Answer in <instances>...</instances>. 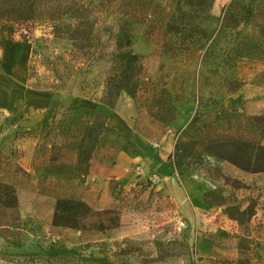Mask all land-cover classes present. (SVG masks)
Returning a JSON list of instances; mask_svg holds the SVG:
<instances>
[{
  "label": "rangeland",
  "instance_id": "374dc122",
  "mask_svg": "<svg viewBox=\"0 0 264 264\" xmlns=\"http://www.w3.org/2000/svg\"><path fill=\"white\" fill-rule=\"evenodd\" d=\"M49 1L36 12L22 11L21 21L9 10L14 1L0 4V183L17 196L15 208L0 207V264H264V173L236 176L234 166L200 152L172 171L181 191L193 178L213 186L192 220L176 206L170 183L159 173L154 180L136 176L135 186L122 189V195L118 182L108 185L118 194L119 211L105 214L88 205L92 212L81 218V226L89 228L113 227L124 217L128 225H138L134 235L104 244L91 258L84 257L83 247L24 249L32 245L34 219L24 216L20 194L27 204L35 194L48 196L40 206L50 211L53 204L56 211L58 199L83 202L91 193L86 180L76 178L77 151L97 113H110L99 101L117 68V54L143 57L145 86L136 99L124 93L117 101L94 167H112L122 152L139 154L138 140L174 155L181 130L198 111L214 112L213 102L218 110L237 103L246 116L264 115V0H214L208 11L190 0ZM77 1L88 9L82 19L95 26L89 49L77 46L71 32L54 36L44 23L52 18L48 4L67 7ZM62 17L65 23L76 21L72 14ZM37 18L42 24H34ZM186 45L191 51H182ZM14 93L24 97L15 105ZM78 100L97 106L76 109ZM42 102L50 103L46 112L34 106ZM42 112L49 119L30 127ZM43 169L55 182L41 180ZM1 194L8 203L7 192ZM228 207L247 210L236 214L243 224L226 213Z\"/></svg>",
  "mask_w": 264,
  "mask_h": 264
},
{
  "label": "trees",
  "instance_id": "16d2710c",
  "mask_svg": "<svg viewBox=\"0 0 264 264\" xmlns=\"http://www.w3.org/2000/svg\"><path fill=\"white\" fill-rule=\"evenodd\" d=\"M0 0V4H1ZM15 5L9 7L16 19H21L22 11L35 9L34 12L43 8L42 3L46 0H12ZM75 1V0H73ZM193 5L210 10L214 0H190ZM49 2H52L50 0ZM54 2V1H53ZM47 5V4H46ZM47 9L52 13L51 20L44 23L51 25L52 34L59 36L62 31L71 32V40L82 49H89L94 44L96 38L93 36L94 24L88 19H82L84 13L88 11L86 7L77 2H73L71 6L51 7L48 4ZM51 7V8H50ZM72 14L75 22L65 23L62 16ZM19 19V20H20ZM21 21V20H20ZM37 18L34 24H42ZM20 23V22H19ZM199 29L195 27L194 32ZM126 45H130V36L125 35ZM191 45H186L182 51H191ZM114 62L117 66L114 73L107 78L104 95L99 101L100 107L109 111V114L98 112L96 115V123L88 126L84 137L82 138L77 151L76 171L78 179L85 181L89 175L91 161L97 149L100 137L108 130L107 121L112 117L117 101L126 93L132 99H136L138 93L145 86L143 79L144 64L143 57L134 52L119 53L115 56ZM240 102V100H239ZM217 104L215 111L203 114L200 111L191 119V121L181 130L178 138L175 153L170 155L169 161L177 160L170 165L171 170L177 168L180 170L186 163L185 160L191 158L196 152H200L203 156H209L215 159L228 162L238 170L247 174H263L264 173V115L259 117H249L244 115L237 107V103L228 108L218 110ZM76 109L80 106L75 107ZM56 114L52 115V122L55 120ZM49 117L46 115L43 123ZM42 123V124H43ZM7 192L10 197L8 203L3 201V194ZM122 195L123 191H119ZM17 206V196L15 190L7 185L0 183V207L15 208ZM119 206L114 209L103 211L105 214H114L119 211ZM91 208L82 201H76L69 198H60L56 204L54 214V226L69 228L79 231H100L104 232L112 230L120 226V222L115 223L113 227H105L103 225L91 226L86 228L81 226V218L91 213ZM247 210L242 211L239 207H228L226 213L239 224H243L240 217H236L237 213L245 214ZM116 222V220H115ZM55 252H60L56 251Z\"/></svg>",
  "mask_w": 264,
  "mask_h": 264
},
{
  "label": "crops",
  "instance_id": "0c3cea01",
  "mask_svg": "<svg viewBox=\"0 0 264 264\" xmlns=\"http://www.w3.org/2000/svg\"><path fill=\"white\" fill-rule=\"evenodd\" d=\"M14 94L15 95L11 96L13 98L15 96L13 102L15 105L17 101L21 102L24 97L21 94ZM77 103L78 106H84L90 109L97 106L96 103L91 101L78 100ZM34 106H37L39 110L45 109L44 111L46 112L50 103L42 102ZM45 112H42V115L36 119V121L30 122V127L42 124L46 117ZM6 118L7 117H2L3 123ZM8 119H10V117H8ZM27 119L30 120L29 118ZM137 146L139 154H127L122 152L118 154L112 167H107L105 165L94 167V158L92 159L91 164L93 165L90 168L89 175L85 179V185H90L91 193L82 198L83 202L97 211L114 209L118 206L120 201L118 200V194H112L108 188V185L112 181L118 182V192L122 189L125 192V190H129L131 187L135 186L134 182H136V176H142V179L147 177L150 180H154L156 178L155 174L159 173L158 175H160L165 182L170 183L173 190V200L179 210L191 220L196 215L200 214L203 208V194L213 187L212 184L204 180L193 178L185 183L184 190L181 191L175 183L170 166L166 164L171 155V151L169 149L164 151L162 146L150 144L146 140H138ZM139 167L141 168V172L134 170V168L137 169ZM233 172H235L236 176H240L239 174L242 173L244 174V172L237 168H234ZM39 176L45 183L55 182V177L45 169L40 172ZM42 196L44 195L35 194L33 198L34 202L27 204L20 194V206L22 207L24 216L34 219V222L30 224V228H33L31 237L34 239L32 240V245L30 244L24 247L25 250L39 252L42 249L52 246L54 250L64 252L78 250L80 247H83L85 253L84 257L91 258V255H100L98 250L100 247H103L104 244L107 246L114 240L116 241L132 236L138 231L135 229L138 225L136 223L128 225L124 217L118 228L104 232L79 231L54 226L55 207L52 204L50 211L47 209L43 210L44 206H40V202L42 203L48 200V196ZM37 197L42 199L38 200L36 199Z\"/></svg>",
  "mask_w": 264,
  "mask_h": 264
},
{
  "label": "built area",
  "instance_id": "2783aa9c",
  "mask_svg": "<svg viewBox=\"0 0 264 264\" xmlns=\"http://www.w3.org/2000/svg\"><path fill=\"white\" fill-rule=\"evenodd\" d=\"M137 171H138V172H141V168H140V167L137 168ZM187 227H188L187 224H183V225H182V229H187Z\"/></svg>",
  "mask_w": 264,
  "mask_h": 264
}]
</instances>
